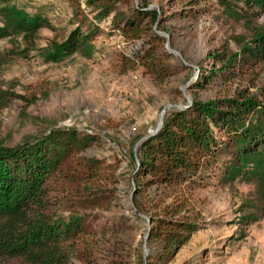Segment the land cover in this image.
Instances as JSON below:
<instances>
[{"label": "trees", "instance_id": "1", "mask_svg": "<svg viewBox=\"0 0 264 264\" xmlns=\"http://www.w3.org/2000/svg\"><path fill=\"white\" fill-rule=\"evenodd\" d=\"M215 2L228 18L241 22L242 32L231 37L235 51L211 55L213 65L195 88L238 78L248 86L230 98L194 102L170 113L136 155L130 152L133 163L137 160L132 202L136 213L151 220L147 242L157 250L152 264H164L197 228L179 217V205L166 203L183 187H251L235 221L238 240L264 219V26L257 22L264 0ZM68 3L74 28L50 43L49 61L74 54L87 59L95 39L118 36L130 47L118 55L121 73L139 67L156 82L176 73L169 65L172 56L162 51L165 40L157 34L164 20L144 0L139 5L132 0ZM2 5L0 39L19 38L30 45L41 29L54 31L39 14ZM201 12L190 8L185 17ZM9 55L0 54V69ZM15 98L0 88V113ZM97 143L94 135L75 129H50L9 147L0 133V264H91L95 238L106 232L92 223L98 211L115 208V190L107 187L114 184L112 175L107 184L102 162L86 155Z\"/></svg>", "mask_w": 264, "mask_h": 264}, {"label": "rangeland", "instance_id": "2", "mask_svg": "<svg viewBox=\"0 0 264 264\" xmlns=\"http://www.w3.org/2000/svg\"><path fill=\"white\" fill-rule=\"evenodd\" d=\"M132 2L139 5L141 0ZM144 3L164 20L163 31L157 34L165 40L162 51L172 56L169 65L177 70L161 82L153 81L139 67L120 72L118 55L128 53L130 47L118 36L95 39L87 59L74 54L56 63L49 61L50 43L61 41L74 28L68 0H0V8L5 4L39 14L54 29H41L30 45L19 38L0 39V54H11L0 69V88L16 97L0 113L5 145L13 147L43 130L75 129L98 138L86 155L102 162L107 184L112 175L114 184L107 187L115 190V208L98 211L92 223L95 230L105 227L106 232L95 238L91 264L156 261V246L147 242L146 227L151 220L136 213L132 202L135 187L131 180L137 160L133 163L130 152L136 155L170 113L186 110L194 102L230 98L248 86L246 79L238 78L228 82L215 79L203 89L195 88L213 65L211 55L223 49L235 51L231 37L242 32L241 22L228 18L215 0ZM190 8L202 12L185 17ZM257 22L264 26V14ZM251 190L237 183L183 187L167 199V204L181 207L179 217L197 228L164 264H264V219L247 228L244 240L237 238L235 221L241 200ZM147 193L154 194L152 190Z\"/></svg>", "mask_w": 264, "mask_h": 264}, {"label": "water", "instance_id": "3", "mask_svg": "<svg viewBox=\"0 0 264 264\" xmlns=\"http://www.w3.org/2000/svg\"><path fill=\"white\" fill-rule=\"evenodd\" d=\"M160 122V125L162 126V122H161V120L159 121ZM158 130V129H157ZM156 134V133H155ZM147 236H148V234H147Z\"/></svg>", "mask_w": 264, "mask_h": 264}]
</instances>
